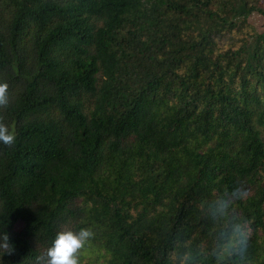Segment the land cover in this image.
Listing matches in <instances>:
<instances>
[{
	"label": "trees",
	"instance_id": "obj_1",
	"mask_svg": "<svg viewBox=\"0 0 264 264\" xmlns=\"http://www.w3.org/2000/svg\"><path fill=\"white\" fill-rule=\"evenodd\" d=\"M255 12L259 0H0V116L16 135L0 143V234L15 245L0 264H35L81 228L95 235L80 264H175L177 241L211 248L201 205L234 190L264 264Z\"/></svg>",
	"mask_w": 264,
	"mask_h": 264
},
{
	"label": "clouds",
	"instance_id": "obj_2",
	"mask_svg": "<svg viewBox=\"0 0 264 264\" xmlns=\"http://www.w3.org/2000/svg\"><path fill=\"white\" fill-rule=\"evenodd\" d=\"M10 104L9 85L0 82V109H6ZM16 141L14 131L0 116V143L12 146ZM237 197L234 190L201 205V208L212 222L210 249L191 241H177L175 264H205L211 257L213 264H252L249 255V242L252 235L251 221L242 219L234 214L233 203ZM90 228L78 231L63 230L56 234L51 246L46 252L35 258V264H80V252L94 237ZM15 245L9 234H0V261L2 257L12 255Z\"/></svg>",
	"mask_w": 264,
	"mask_h": 264
},
{
	"label": "rangeland",
	"instance_id": "obj_3",
	"mask_svg": "<svg viewBox=\"0 0 264 264\" xmlns=\"http://www.w3.org/2000/svg\"><path fill=\"white\" fill-rule=\"evenodd\" d=\"M259 2L264 6V0H259ZM250 34L253 32H264V15L258 12L253 13L248 18V26L246 28ZM232 35H234V38H232ZM241 36L240 31H234L231 32L227 37L220 39V43L223 46H228L231 43L237 42L239 37ZM238 44V43H237ZM234 212L235 209L233 208ZM88 249L84 250L85 254L92 253L88 252ZM94 256V253L90 254Z\"/></svg>",
	"mask_w": 264,
	"mask_h": 264
}]
</instances>
